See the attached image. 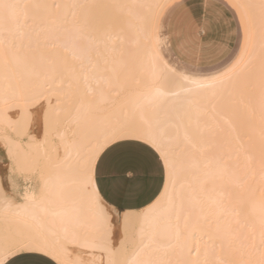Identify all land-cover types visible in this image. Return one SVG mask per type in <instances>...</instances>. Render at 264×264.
<instances>
[{
    "label": "snow or ice",
    "instance_id": "obj_1",
    "mask_svg": "<svg viewBox=\"0 0 264 264\" xmlns=\"http://www.w3.org/2000/svg\"><path fill=\"white\" fill-rule=\"evenodd\" d=\"M0 154V264H264V0H0Z\"/></svg>",
    "mask_w": 264,
    "mask_h": 264
},
{
    "label": "bare ground",
    "instance_id": "obj_2",
    "mask_svg": "<svg viewBox=\"0 0 264 264\" xmlns=\"http://www.w3.org/2000/svg\"><path fill=\"white\" fill-rule=\"evenodd\" d=\"M255 181H256V183H257V185H259V183H260V178L257 176V177H255ZM257 195H259V193H257ZM196 236H197V240H199L200 238H201V236H202V233H200V232H197L196 233ZM203 239H207V236L206 235H203Z\"/></svg>",
    "mask_w": 264,
    "mask_h": 264
},
{
    "label": "rangeland",
    "instance_id": "obj_3",
    "mask_svg": "<svg viewBox=\"0 0 264 264\" xmlns=\"http://www.w3.org/2000/svg\"><path fill=\"white\" fill-rule=\"evenodd\" d=\"M4 155L0 154V174H3V168L6 167V165H4Z\"/></svg>",
    "mask_w": 264,
    "mask_h": 264
},
{
    "label": "crops",
    "instance_id": "obj_4",
    "mask_svg": "<svg viewBox=\"0 0 264 264\" xmlns=\"http://www.w3.org/2000/svg\"><path fill=\"white\" fill-rule=\"evenodd\" d=\"M233 27H235V25H233Z\"/></svg>",
    "mask_w": 264,
    "mask_h": 264
}]
</instances>
